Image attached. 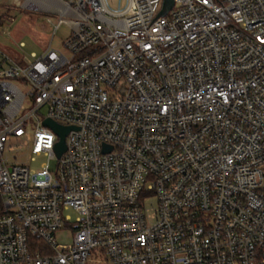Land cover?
Segmentation results:
<instances>
[{
    "label": "built area",
    "instance_id": "2783aa9c",
    "mask_svg": "<svg viewBox=\"0 0 264 264\" xmlns=\"http://www.w3.org/2000/svg\"><path fill=\"white\" fill-rule=\"evenodd\" d=\"M162 2L52 0L62 48L0 60V264H264V0Z\"/></svg>",
    "mask_w": 264,
    "mask_h": 264
},
{
    "label": "rangeland",
    "instance_id": "374dc122",
    "mask_svg": "<svg viewBox=\"0 0 264 264\" xmlns=\"http://www.w3.org/2000/svg\"><path fill=\"white\" fill-rule=\"evenodd\" d=\"M104 2L109 11L119 12L126 7L128 0H104ZM50 15L53 17V22H56L58 15L53 13ZM52 31L53 26L46 21L45 14L35 9L15 6L12 0H4L0 4V60L5 59L4 67L11 60L22 63L23 57H30L33 52L40 54L48 47L50 41L52 48L61 49L62 41L69 34V27L61 24L51 40ZM20 43H23V46ZM44 162H46L44 156L26 160V164L33 170L39 169ZM55 164L56 159H52L51 169ZM64 213L70 216L71 222L78 216L71 208ZM54 236L60 244H69L72 241V232L66 226L55 231Z\"/></svg>",
    "mask_w": 264,
    "mask_h": 264
},
{
    "label": "water",
    "instance_id": "95a60500",
    "mask_svg": "<svg viewBox=\"0 0 264 264\" xmlns=\"http://www.w3.org/2000/svg\"><path fill=\"white\" fill-rule=\"evenodd\" d=\"M173 0H163L162 9L156 14V16L151 20V22L160 14H165L168 9L171 8ZM150 22V23H151ZM44 125L50 127L58 135V141L54 145V151L56 155H60L65 150V136L71 130V126H62L47 118L43 121Z\"/></svg>",
    "mask_w": 264,
    "mask_h": 264
},
{
    "label": "crops",
    "instance_id": "0c3cea01",
    "mask_svg": "<svg viewBox=\"0 0 264 264\" xmlns=\"http://www.w3.org/2000/svg\"><path fill=\"white\" fill-rule=\"evenodd\" d=\"M34 3L35 10L41 14H58L59 6H54L52 0H31Z\"/></svg>",
    "mask_w": 264,
    "mask_h": 264
}]
</instances>
